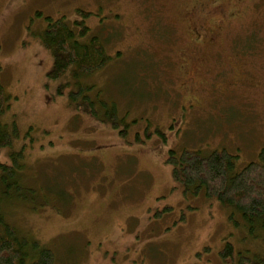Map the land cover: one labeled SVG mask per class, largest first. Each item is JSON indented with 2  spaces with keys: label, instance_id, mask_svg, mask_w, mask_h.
I'll list each match as a JSON object with an SVG mask.
<instances>
[{
  "label": "rangeland",
  "instance_id": "obj_1",
  "mask_svg": "<svg viewBox=\"0 0 264 264\" xmlns=\"http://www.w3.org/2000/svg\"><path fill=\"white\" fill-rule=\"evenodd\" d=\"M78 9L112 56L84 81L126 116V136L102 121L111 108L77 111L69 88L58 93L67 78L48 77V17ZM0 65L1 121L20 134L0 161L24 145V182L38 190L8 220L55 264H228V241L237 260L264 264V228L186 189L167 162L170 149L226 148L239 169L264 151V0H0Z\"/></svg>",
  "mask_w": 264,
  "mask_h": 264
},
{
  "label": "trees",
  "instance_id": "obj_2",
  "mask_svg": "<svg viewBox=\"0 0 264 264\" xmlns=\"http://www.w3.org/2000/svg\"><path fill=\"white\" fill-rule=\"evenodd\" d=\"M81 19L70 20L65 15L48 17V24L42 34L41 41L46 48L53 51L54 62L48 72L51 80L62 81L58 86V93L64 95L67 88L68 98L77 111H83L91 116H98V107H109L111 113L102 114V121H109L119 134L126 136L130 122L126 116L119 115L115 102L109 103L98 96L93 97L90 92L95 84L84 81L101 68L107 66L112 56L102 37L91 33L86 24V18L92 11L78 9ZM120 52H118V55ZM2 66L0 65V153L3 147L13 146L20 134L17 126L8 129L1 121L6 109L8 96L1 82ZM76 80V87H72ZM113 106H111V105ZM108 112V111H107ZM121 123L125 126L120 127ZM156 132L166 140L167 136L160 128ZM151 137L150 131L146 132ZM143 139L137 133V142ZM11 153L12 162L0 161V264H55V250L50 247H41L36 240H30L13 223L8 220L6 208L14 202L32 201L38 191L36 185L24 182L25 146ZM238 154L226 148L215 149L210 153L199 150L170 149L167 162L172 166V175L176 182L193 193L201 191L209 198L218 201L239 211L251 227L264 228V151L259 158L251 160L243 167L238 166ZM31 259L29 263L28 260ZM221 257L225 263L245 264V256L237 260L235 247L227 242L221 250ZM189 264V263H188Z\"/></svg>",
  "mask_w": 264,
  "mask_h": 264
}]
</instances>
